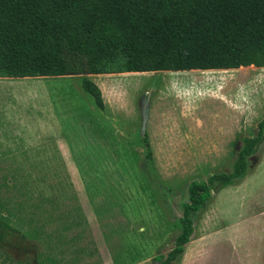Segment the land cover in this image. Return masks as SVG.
Wrapping results in <instances>:
<instances>
[{"label":"rangeland","instance_id":"rangeland-1","mask_svg":"<svg viewBox=\"0 0 264 264\" xmlns=\"http://www.w3.org/2000/svg\"><path fill=\"white\" fill-rule=\"evenodd\" d=\"M263 115L264 66L0 76L2 213L26 201L24 215L34 211L32 226L46 234L39 247L74 264H158L178 231L185 183L230 171ZM11 217L0 264H32L36 241ZM179 264H264V141L241 177L212 191Z\"/></svg>","mask_w":264,"mask_h":264},{"label":"trees","instance_id":"trees-1","mask_svg":"<svg viewBox=\"0 0 264 264\" xmlns=\"http://www.w3.org/2000/svg\"><path fill=\"white\" fill-rule=\"evenodd\" d=\"M248 65L264 66V0H0L1 77ZM82 88L103 108L100 90L92 81L83 78ZM263 141L264 115L256 133L242 138L230 171L185 183L178 231L170 248L156 254L154 262L180 263L197 215L212 191L241 177ZM140 142L152 160L147 134L140 136ZM26 206V201L18 202L4 215L0 198V249L16 230L9 222L12 216L21 236L36 241L31 245L32 264H74L76 260L55 257L39 247L46 234L41 225L32 226L34 211L24 215Z\"/></svg>","mask_w":264,"mask_h":264},{"label":"water","instance_id":"water-1","mask_svg":"<svg viewBox=\"0 0 264 264\" xmlns=\"http://www.w3.org/2000/svg\"><path fill=\"white\" fill-rule=\"evenodd\" d=\"M147 107H144L142 109V123H141V131L144 132L145 131V125H146V120H147V116H148V112H147Z\"/></svg>","mask_w":264,"mask_h":264},{"label":"crops","instance_id":"crops-1","mask_svg":"<svg viewBox=\"0 0 264 264\" xmlns=\"http://www.w3.org/2000/svg\"><path fill=\"white\" fill-rule=\"evenodd\" d=\"M190 70H201V69H190ZM208 70H210V69H208ZM224 70H226V69H224ZM178 71H183V70H178ZM202 71V70H201ZM204 71V70H203ZM148 112V111H147ZM147 118H148V116H147ZM147 121V120H146ZM146 126V125H145Z\"/></svg>","mask_w":264,"mask_h":264}]
</instances>
